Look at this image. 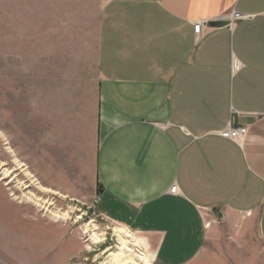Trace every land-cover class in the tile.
<instances>
[{"label":"crops","instance_id":"crops-1","mask_svg":"<svg viewBox=\"0 0 264 264\" xmlns=\"http://www.w3.org/2000/svg\"><path fill=\"white\" fill-rule=\"evenodd\" d=\"M97 72L91 129L59 144L54 177L88 168L94 210L151 264H191L220 224L264 244V0H103Z\"/></svg>","mask_w":264,"mask_h":264},{"label":"rangeland","instance_id":"rangeland-1","mask_svg":"<svg viewBox=\"0 0 264 264\" xmlns=\"http://www.w3.org/2000/svg\"><path fill=\"white\" fill-rule=\"evenodd\" d=\"M102 2L0 0L2 264H110L120 227L94 210L89 169L77 181L63 168L58 180L52 167L59 164L53 152L77 125L91 129ZM218 226L191 264H264L254 226L249 239Z\"/></svg>","mask_w":264,"mask_h":264},{"label":"bare ground","instance_id":"bare-ground-1","mask_svg":"<svg viewBox=\"0 0 264 264\" xmlns=\"http://www.w3.org/2000/svg\"><path fill=\"white\" fill-rule=\"evenodd\" d=\"M113 232L116 243L106 256L110 264H151L144 249L137 244L131 232L121 227L113 228ZM93 236L97 239L95 234Z\"/></svg>","mask_w":264,"mask_h":264},{"label":"built area","instance_id":"built-area-1","mask_svg":"<svg viewBox=\"0 0 264 264\" xmlns=\"http://www.w3.org/2000/svg\"><path fill=\"white\" fill-rule=\"evenodd\" d=\"M241 15L239 13H234L233 15V19H238L240 18ZM201 24L202 23H196L194 25V32L196 34V36L198 37L200 34V29H201ZM231 24V21L228 22V25ZM219 135H221L222 137L228 138V139H232L234 141H241L243 140L245 134H246V128L245 127H236V126H232L230 123L224 127L223 129H221L220 131H218ZM170 192L171 193H177V187L176 185H172V187L170 188ZM102 218L106 219L105 217H103L102 215H100ZM108 220V219H106ZM209 224L206 223L205 226H208Z\"/></svg>","mask_w":264,"mask_h":264}]
</instances>
